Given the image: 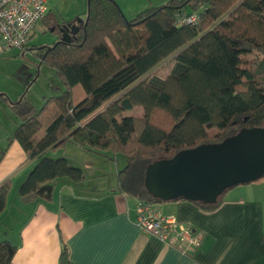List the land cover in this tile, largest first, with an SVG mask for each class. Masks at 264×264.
Returning a JSON list of instances; mask_svg holds the SVG:
<instances>
[{"label": "trees", "instance_id": "1", "mask_svg": "<svg viewBox=\"0 0 264 264\" xmlns=\"http://www.w3.org/2000/svg\"><path fill=\"white\" fill-rule=\"evenodd\" d=\"M180 13H195L196 23H179ZM79 17L86 23L59 21L48 11L42 19L56 38L30 49L62 84L58 95L36 109L22 94L17 101L0 94L19 119L6 146L16 140L25 162L35 160L18 186L22 201L49 196L44 190L56 179H84L65 156L48 154L72 143L122 154L120 192L142 203L164 202L145 188L149 163L264 126V0H166L131 18L115 0H90ZM170 57L165 78L151 74ZM135 107L141 116L124 114ZM10 188L9 179L0 183V213ZM224 193L215 204L193 202L213 210ZM16 250L11 240H0V264H12ZM59 263L72 264L65 245Z\"/></svg>", "mask_w": 264, "mask_h": 264}, {"label": "crops", "instance_id": "2", "mask_svg": "<svg viewBox=\"0 0 264 264\" xmlns=\"http://www.w3.org/2000/svg\"><path fill=\"white\" fill-rule=\"evenodd\" d=\"M45 1L59 21L81 16L87 9V0ZM48 21H39L30 39L42 24L51 32ZM3 55L0 50V59ZM7 138L0 143L6 140L7 145ZM6 145L0 183L9 179L11 188L0 213V240L9 239L17 246L12 264H60L64 245L72 264H264V187L258 189L264 182L241 186L233 198L222 196L213 210L185 199L153 204L158 214L190 228L197 244L188 246L175 232L163 242L136 223L138 201L118 189L117 172L125 159L106 186L89 185L86 174L77 183L59 178L44 190L49 196L24 202L18 186L35 160L25 162L26 154L16 140ZM12 217L18 218L16 226Z\"/></svg>", "mask_w": 264, "mask_h": 264}, {"label": "water", "instance_id": "3", "mask_svg": "<svg viewBox=\"0 0 264 264\" xmlns=\"http://www.w3.org/2000/svg\"><path fill=\"white\" fill-rule=\"evenodd\" d=\"M86 20L78 17L76 21ZM263 175L264 126H248L219 142L201 143L149 163L144 185L160 201L215 204L227 188L251 183Z\"/></svg>", "mask_w": 264, "mask_h": 264}, {"label": "rangeland", "instance_id": "4", "mask_svg": "<svg viewBox=\"0 0 264 264\" xmlns=\"http://www.w3.org/2000/svg\"><path fill=\"white\" fill-rule=\"evenodd\" d=\"M121 8L126 18H131L141 10H144L150 6H155L165 2L166 0H115ZM86 11V10H85ZM85 11L81 14L84 16ZM75 16L73 18L79 17ZM43 29H37L34 36L31 37L30 43L27 49L20 50L14 49L11 52H4L3 57L0 59V88L5 91H0V94L9 96L10 101H17L16 94L24 95L25 101L34 106L36 109H40L44 103L45 98L58 95L62 90V84L55 77L53 70L42 63L32 52L31 47L38 45L51 44L56 35L52 34L44 24L41 26ZM250 56V55H249ZM172 65V57L166 59L163 63L159 64L151 74H154L160 78H165L169 73ZM20 96V95H19ZM10 101H6L0 98V142L5 137H10L15 127L17 126L19 119L14 110L10 107ZM124 114L141 116L142 109L135 107L132 110L125 112ZM43 134L40 130L37 133V138ZM6 145V140L0 143V151ZM81 151V154L78 152ZM65 154L74 166L81 167L84 174H86L87 183L90 185H108L116 178L115 171L120 168L121 161L125 158L122 154L117 155V159L114 160L111 152H94L87 148L76 146L72 143H67L64 148L50 151L48 154L56 157ZM59 153V154H58ZM64 156V155H62ZM122 159V160H121ZM124 162V161H123ZM123 164V163H122ZM124 166V164L122 165ZM98 167V170H96ZM95 172V176L91 177V174ZM264 182V175L262 178L251 181V183L239 184L234 188H229L223 195L226 198H233L238 195L239 188L247 185H257ZM264 183L258 187L263 189ZM242 188V187H241ZM17 217H12V225L16 226Z\"/></svg>", "mask_w": 264, "mask_h": 264}, {"label": "built area", "instance_id": "5", "mask_svg": "<svg viewBox=\"0 0 264 264\" xmlns=\"http://www.w3.org/2000/svg\"><path fill=\"white\" fill-rule=\"evenodd\" d=\"M48 12L45 0H0V50L22 49L28 44L36 24ZM195 13H180L179 23H196ZM136 223L145 232L167 242L172 232L188 246L197 244L192 231L183 223L158 214L150 203L138 202Z\"/></svg>", "mask_w": 264, "mask_h": 264}]
</instances>
